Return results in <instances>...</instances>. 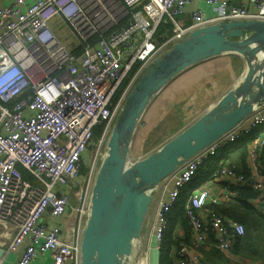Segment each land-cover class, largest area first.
Instances as JSON below:
<instances>
[{
	"label": "built area",
	"instance_id": "2783aa9c",
	"mask_svg": "<svg viewBox=\"0 0 264 264\" xmlns=\"http://www.w3.org/2000/svg\"><path fill=\"white\" fill-rule=\"evenodd\" d=\"M193 2L0 0V245L18 254L16 264L48 257L51 264H81L92 190L108 140L128 95L151 63L205 27L264 22V0H203L212 13L196 9L188 22L181 17ZM57 19L78 46L96 35L100 40L75 55L54 33ZM162 23L172 30L158 43ZM144 125L142 120L139 128ZM98 128L102 132L94 143ZM238 143H246L247 174L221 161L209 182L225 184V193L201 186L190 194L186 216L194 242L181 243L179 253L185 264H202L199 249L207 242L202 211L210 216L219 250L229 251L245 235L241 223L210 206L230 202L245 186L258 194L254 206L264 212V105L160 183L131 264H149L152 250L161 255L168 216L184 188L202 166Z\"/></svg>",
	"mask_w": 264,
	"mask_h": 264
},
{
	"label": "water",
	"instance_id": "95a60500",
	"mask_svg": "<svg viewBox=\"0 0 264 264\" xmlns=\"http://www.w3.org/2000/svg\"><path fill=\"white\" fill-rule=\"evenodd\" d=\"M223 55H236L245 62L237 84L160 148L133 161L135 135L153 100L189 68ZM262 105L264 22L205 27L151 63L128 95L108 140L92 190L81 264H131L160 183Z\"/></svg>",
	"mask_w": 264,
	"mask_h": 264
},
{
	"label": "crops",
	"instance_id": "0c3cea01",
	"mask_svg": "<svg viewBox=\"0 0 264 264\" xmlns=\"http://www.w3.org/2000/svg\"><path fill=\"white\" fill-rule=\"evenodd\" d=\"M238 1H244V0H238ZM196 9H203L207 13H212V8L206 6L204 4L203 0H194L193 4L187 9V13L182 15L181 18H185L186 21L189 22L191 19V12ZM184 19V20H185ZM245 62L242 58L236 55H223L219 57H215L212 59H208L206 61H203L179 76H177L173 81L176 84L180 79L181 88H185L186 83H193L194 81H197L201 75L203 77H206V81H202L200 78L198 83L196 85H190L187 86L185 89V92L182 94V97H186L182 100L183 106H180V110L183 108H186L188 106V109H191V102L196 99L197 102L195 103V106L198 108L196 113L189 115L188 117H185L183 119H178L175 116H177V108L171 107L168 108L167 104L172 103V99H169L168 101H165L159 108L161 110L160 112H154L155 116H164L166 112L172 113V118L175 122L174 127L169 128L168 125H164L163 127H157V131H152L151 128H149V125H153L156 121L161 123L165 120V116L161 117L155 121L150 120V116L147 120V115H151L149 113H152L155 109V105L157 102L155 100L157 97L164 92L165 89L173 82H171L151 103L149 109L147 110L146 114L144 115L143 122L146 125L144 136L145 139L141 141V144L144 143L146 146L139 149V151H134V144L133 142L132 146V159L134 158L137 161L139 159H142L149 155L151 152L157 150L160 148L165 142H167L170 138L181 132L183 129L188 127L190 124H192L197 118H199L205 111H207L211 106L216 104L218 100L233 86L237 84V82L241 79V77L244 74L245 71ZM175 94H178V91L172 92V98ZM163 110V111H162ZM189 111V110H188ZM148 113V114H147ZM165 122H169V118H166ZM144 125V126H145ZM144 127L139 128L141 130ZM166 128V131L164 130ZM143 130V131H144ZM139 132V131H138ZM143 133V132H142ZM135 140V139H134ZM246 145V143H241L238 146H232L229 149H227L225 152L221 153L219 155L220 157L227 158L224 160L225 164L231 165L236 168L239 172H248L245 160L241 158V146ZM25 174V171L23 172ZM211 178L209 177H203L197 175L195 180H199L200 184L198 185L195 190L204 187L211 186V183L209 182ZM203 180V181H202ZM202 186V187H201ZM213 188V192H215L218 195H223L225 193L226 185L220 184L217 186H211ZM245 187V186H242ZM235 202V201H234ZM233 202V203H234ZM236 203V202H235ZM232 202L223 203L222 205H230ZM236 206V210L238 211L240 219L242 221H236L234 218H232L229 214H223L221 212V208H226L223 206H210V211H215L219 213L220 215L231 219L233 221L241 223L243 226H245V221L248 222L246 227L245 234L249 233L251 235L252 243L249 245V249L245 251V253L242 254V243L240 244L238 248V242H235V244L232 246V248L229 251H221L216 246V235L215 232L212 230V232H209L207 229V242L206 245L200 247L199 254L201 257L202 264H264V212H260L257 209H253L250 213H255L254 216H248L246 215L240 205L232 204L229 208ZM220 209V210H219ZM241 215V216H240ZM200 216L202 217V221L207 228L210 225V216L207 212L202 211L200 213ZM257 216V217H256ZM231 217V218H230ZM246 217V218H244ZM251 222V223H250ZM249 226L251 230H249ZM189 227V226H188ZM244 227V228H245ZM177 236L181 238V240H185V244H192L194 242V237L191 234V227L188 229H183L179 227L177 229ZM245 236V235H244ZM241 238V237H240ZM3 241V238L0 239ZM183 243V242H181ZM180 243V244H181ZM184 244V243H183ZM236 248L237 251L235 250ZM251 248V249H250ZM241 251H240V250ZM5 250H7V246H1L0 245V264H16L18 260V254L13 253H7ZM178 255V257H177ZM174 256L176 258V264H185L184 260L180 256V253L177 254V252L174 253ZM160 260V256H159ZM43 262H46L47 264H51V259L48 257L46 260H39L35 262L34 264H43ZM159 264V261H158Z\"/></svg>",
	"mask_w": 264,
	"mask_h": 264
},
{
	"label": "trees",
	"instance_id": "16d2710c",
	"mask_svg": "<svg viewBox=\"0 0 264 264\" xmlns=\"http://www.w3.org/2000/svg\"><path fill=\"white\" fill-rule=\"evenodd\" d=\"M127 23L128 22L121 23L120 26L123 28ZM171 30H172V26L170 24L162 23L159 26L158 31H157V35H156V40L158 41V43L163 42L166 39V37L168 35H170ZM99 40H100V36L99 35L93 36L87 43L83 44L82 46H78V44H77L78 47L72 48L71 50H72L73 54L79 55V54H81L84 51V49L87 46H89V45L90 46H94ZM140 64H141V62L138 61L132 67L131 72H130L131 76L138 70V68L140 67ZM126 84H127V82H125L123 84L122 88L125 87ZM101 132H102V128L96 129L95 137H94V143L100 137ZM238 145H240V144L238 143L237 145H234V146L236 147ZM241 149L242 150H241L240 156H241L242 159L245 160V163H246L247 162V155H248V150H247L246 145L241 146ZM227 158H223V157L219 158L218 157L215 160L211 161L210 163L205 164L204 166H202L200 168V170L198 172V175L200 177L201 176L209 177V178L212 177L214 175V173L221 166L220 162L221 161L224 162V160H226ZM260 162L262 164H264V148L262 149V152H261V155H260ZM86 171H87L86 167H83L82 168V174L85 175ZM238 173L245 174V175L247 174L246 172L243 173V172H239V171H238ZM24 176L27 177V173L26 172H25ZM197 183H198V185L200 184L199 180H195L194 179L189 185H187L184 188V190L182 191V193L180 195V198H179L178 202L176 203L175 207L172 209V211L170 212V214L168 216L169 225H168V228H167V230L165 232L164 249L161 252L159 264H176V258L174 256V253L177 252V254H179V248H180V243L181 242L187 243V242H185V240H181V238H179L177 236L176 231H177V229L179 227H181L183 229H188L190 227L189 220H188V218L186 216V205H187V201H188V198H189L190 194L196 189ZM257 195L258 194L256 192H254L252 189H250L248 187H239L237 189V191H236V196L231 200V202H232V204H237L238 203L240 205V207L242 208L243 212L246 215H248V216L252 215L255 218V213L254 212L250 213V212H252V210L254 208L259 210L258 207L254 206L255 204L253 202V201L256 200ZM232 204H230V205H222V204H220V206L228 208V209L221 208V212L223 214H229L236 221H242L240 219L241 217H238L239 214H238V211L236 210L237 207L234 206V207L229 208ZM260 212L263 213V211H260ZM244 218H246V217H244ZM247 224H249V223L245 221L244 225L247 226ZM207 230L209 232H212L211 226H208ZM249 230H251L250 226H249ZM245 232H246V227H245ZM236 242H238V244H237L238 248H239L240 244L242 243V247H241L242 254L245 253V251L247 249H249V245L253 244L252 243V239H251V235L249 233L245 234V236H242L241 238L240 237L236 238ZM238 248H236L235 250L237 251ZM177 257H178V255H177Z\"/></svg>",
	"mask_w": 264,
	"mask_h": 264
},
{
	"label": "rangeland",
	"instance_id": "374dc122",
	"mask_svg": "<svg viewBox=\"0 0 264 264\" xmlns=\"http://www.w3.org/2000/svg\"><path fill=\"white\" fill-rule=\"evenodd\" d=\"M52 29L54 31V33L59 37V39L69 48V49H72V48H75V47H78L77 46V39L71 34V32L69 31L70 29L65 25V24H61L60 23V20L57 19L55 20V22L53 23V26H52ZM202 78L201 80L202 81H206L207 78L206 77H203V75H201L199 77V79ZM199 79L197 81H194L193 83H186L185 86H192V85H196L199 81ZM180 81L181 79L175 84L174 81L165 89V93L162 92L158 97L157 99L155 100L156 105H155V109L152 113H149L151 115H147V120L146 122H148V118L150 116V120L151 121H155L161 117H164L165 116V120L166 118H169V122H165V120L161 123L159 122H155L153 125H149V128H151L152 131H157V127H160V126H164V125H168L169 128H172L174 127L175 125V122L172 118V113L170 112H166L164 114V116H155L154 112H160L161 110H159L160 106L165 102V101H168L169 99H172V103H168L167 106L168 108H171V107H175L176 105V108H177V116H175L176 118L178 119H183L185 117H188L189 115H192L194 113H196V111L198 110V108L195 106V103L197 102L196 99H194L192 102H191V109H188V106L186 108H183L182 110H180V106H183V102L182 100L185 99L186 97H182V94L185 92V88H181V84H180ZM173 91H178V94H175L172 98V92ZM184 91V92H183ZM202 102V101H200ZM200 102H197V103H200ZM189 110V111H188ZM163 111V110H162ZM148 114V113H147ZM160 124V126H159ZM146 128V125L144 126V128H142L141 130H139V132L136 133L135 135V144H134V151L137 152L139 151V149H141L142 147H145L146 145L144 143L141 144V141H143L145 139L144 136V133H145V129ZM144 130V131H143ZM166 131V128L164 129ZM143 132V133H142ZM133 160H135L133 158ZM205 170V169H204ZM153 205V204H152ZM152 207V206H151ZM177 233V231H176ZM158 261H159V253H156L155 251H151L150 252V257H149V264H158Z\"/></svg>",
	"mask_w": 264,
	"mask_h": 264
},
{
	"label": "bare ground",
	"instance_id": "6f19581e",
	"mask_svg": "<svg viewBox=\"0 0 264 264\" xmlns=\"http://www.w3.org/2000/svg\"><path fill=\"white\" fill-rule=\"evenodd\" d=\"M143 259V258H142ZM144 262V261H143Z\"/></svg>",
	"mask_w": 264,
	"mask_h": 264
}]
</instances>
